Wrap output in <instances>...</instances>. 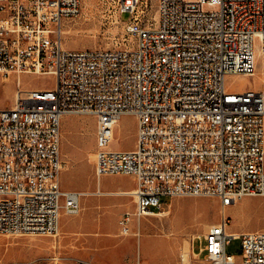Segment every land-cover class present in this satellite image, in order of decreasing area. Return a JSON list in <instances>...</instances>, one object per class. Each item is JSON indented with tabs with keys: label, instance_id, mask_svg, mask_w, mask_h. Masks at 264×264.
I'll return each instance as SVG.
<instances>
[{
	"label": "built area",
	"instance_id": "built-area-1",
	"mask_svg": "<svg viewBox=\"0 0 264 264\" xmlns=\"http://www.w3.org/2000/svg\"><path fill=\"white\" fill-rule=\"evenodd\" d=\"M120 20L130 16L125 48L69 50L62 24L81 14V0H0V74L55 77L50 90H18L0 109V235L56 236L61 211L76 215L84 192L64 190L62 119H96L95 175H127L137 185L130 221L160 215L163 197H217L227 207L264 197V90L230 91L227 74L253 76L264 53V0H100ZM258 40V43L256 42ZM133 115L136 148L112 150L114 128ZM127 195V196H128ZM209 227L195 253L209 264H264V229ZM75 264H99L77 260ZM137 264H147L139 262Z\"/></svg>",
	"mask_w": 264,
	"mask_h": 264
},
{
	"label": "rangeland",
	"instance_id": "rangeland-1",
	"mask_svg": "<svg viewBox=\"0 0 264 264\" xmlns=\"http://www.w3.org/2000/svg\"><path fill=\"white\" fill-rule=\"evenodd\" d=\"M81 14L62 24V46L69 50L94 48H125L133 37L128 32L130 14H118L100 0H81ZM144 18H155L157 0ZM258 43V40H256ZM257 69L253 76L227 74L225 83L233 92L264 90V53L256 47ZM50 90L55 77L50 74H0V109H9L18 90ZM138 123L133 115H122L114 128L109 146L112 150L136 148ZM96 119L92 115H68L62 119L61 152L64 167L60 174L63 189L95 193L81 198V210L76 215L61 211V233L56 236L0 235V264H75L76 260H90L101 264H184L183 240L188 241L193 264H209L205 254L200 259L193 253L200 251V241L209 227L223 216L230 219L227 230L240 232L264 229V197H244L224 207L217 197H163L162 216L134 217L129 226L132 234L121 235L119 220L132 212V196L96 194L132 190L137 181L132 176L110 175L98 179L95 175ZM169 203V204H168ZM168 204V205H167ZM139 232V233H138ZM138 234V235H135ZM184 238V239H183ZM227 254L241 264L242 241L232 239Z\"/></svg>",
	"mask_w": 264,
	"mask_h": 264
},
{
	"label": "bare ground",
	"instance_id": "bare-ground-1",
	"mask_svg": "<svg viewBox=\"0 0 264 264\" xmlns=\"http://www.w3.org/2000/svg\"><path fill=\"white\" fill-rule=\"evenodd\" d=\"M256 69H257V56H256ZM103 190H100L99 192H97L96 194L100 193V194H108V195H128L131 192H125V191H109V192H102ZM85 195L91 196V195H95V193H88L85 192ZM156 216H162V214L160 215H156ZM61 226L59 223V229H58V233H61ZM184 239V238H183ZM182 250L181 256H182V262L184 264H191V249H190V244L188 243V241L183 240L181 246L179 247Z\"/></svg>",
	"mask_w": 264,
	"mask_h": 264
},
{
	"label": "crops",
	"instance_id": "crops-1",
	"mask_svg": "<svg viewBox=\"0 0 264 264\" xmlns=\"http://www.w3.org/2000/svg\"><path fill=\"white\" fill-rule=\"evenodd\" d=\"M100 179V178H99ZM135 189V188H134ZM134 189H132V190H120V191H125V192H131V191H133ZM64 190H68V189H64ZM170 200H172V199H170ZM169 204V203H168ZM167 204V205H168ZM245 231H252V230H246V229H243V230H241L240 232H238V231H232V232H238V233H241V232H245ZM139 233V232H138ZM135 235H138V234H135ZM193 253L195 254V252H194V249H193ZM77 261V260H76ZM75 261V262H76ZM87 261H90V260H87ZM92 262H94V261H92ZM139 262H141V261H139ZM138 262V263H139ZM96 263H98V262H96ZM99 264H101V263H99ZM176 264H177V262H176ZM191 264H193V259H191Z\"/></svg>",
	"mask_w": 264,
	"mask_h": 264
}]
</instances>
